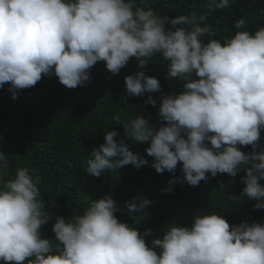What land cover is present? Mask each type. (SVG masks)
Here are the masks:
<instances>
[{
  "label": "clouds",
  "instance_id": "clouds-1",
  "mask_svg": "<svg viewBox=\"0 0 264 264\" xmlns=\"http://www.w3.org/2000/svg\"><path fill=\"white\" fill-rule=\"evenodd\" d=\"M232 0H205L209 10L231 6ZM204 16H161L136 0H0V88L16 98L43 76L55 75L74 89L90 79L91 68L104 61L118 74L130 58L141 67L159 54L167 61L166 79L182 81L179 93L161 97L156 128L143 115L122 122L124 136L145 143L158 173L175 172L178 162L184 180L193 186L241 169L244 187L231 199H255L264 209V27L254 33L239 30L223 42L211 38ZM205 37H208L205 40ZM129 96L159 92L155 76L140 71L125 76ZM146 103L155 105L149 96ZM115 120L120 122V117ZM118 133L109 130L104 142L91 149L88 174L100 177L106 169L147 160L134 154ZM240 146L251 145L245 153ZM259 149V150H257ZM8 159L0 151V261L5 264H264V223L230 225L223 215H195L190 225L170 223L166 231L147 238L119 220L116 201L105 195L91 199L82 213L70 219L57 215L52 239L41 236L49 215L39 199L38 178L24 168L8 176ZM173 180L168 181L171 191ZM139 199L137 204L135 201ZM146 197L127 204L129 214L145 209Z\"/></svg>",
  "mask_w": 264,
  "mask_h": 264
},
{
  "label": "trees",
  "instance_id": "trees-1",
  "mask_svg": "<svg viewBox=\"0 0 264 264\" xmlns=\"http://www.w3.org/2000/svg\"><path fill=\"white\" fill-rule=\"evenodd\" d=\"M136 4L161 16L194 15L198 21L204 16L202 25L210 26L211 38L221 42L238 31L235 25L241 18L245 23L239 30L254 33L264 27V0H232L230 7L212 11L204 7L205 0H136ZM167 63L157 54L141 67L132 57L118 74H111L105 62L99 61L82 86L70 89L55 75L43 76L35 86L20 90L15 99L7 90L8 84L0 88V151L5 152L9 164V175L3 179L14 178L18 168L27 169L39 179V199L49 215V221L40 229L43 238L56 243L52 226L57 215L70 219L82 213L91 199L105 195L116 201L119 220L141 232L152 230V236L147 238L149 243L166 231L170 223L190 225L195 215L214 212L223 215L230 225L243 221L264 223V209L254 207L255 199H231L245 186L241 177L246 173L242 169L235 177L209 174L206 181L193 186L184 180L181 162L175 172L158 173L152 166L153 158L145 151L148 142L141 144L124 136L122 122H129L136 115L146 116L156 128L166 123L158 115L161 97L179 93L183 83L175 78L166 79ZM140 71L155 76L161 90L129 96L125 76ZM149 96L156 101L155 105L146 103ZM116 116L121 123L115 120ZM109 130L117 131L116 139H124L128 148L147 160V164L106 169L100 177L88 174L86 162L91 158V149L104 142V134ZM259 144L264 145V129ZM238 147L245 152L251 145ZM169 180L174 181L172 190L165 191ZM134 197H146L151 203L129 214L127 204ZM135 202L138 204L139 199Z\"/></svg>",
  "mask_w": 264,
  "mask_h": 264
},
{
  "label": "rangeland",
  "instance_id": "rangeland-1",
  "mask_svg": "<svg viewBox=\"0 0 264 264\" xmlns=\"http://www.w3.org/2000/svg\"><path fill=\"white\" fill-rule=\"evenodd\" d=\"M251 151H252V147H248V149L245 148V152H246V153H249V152H251Z\"/></svg>",
  "mask_w": 264,
  "mask_h": 264
}]
</instances>
